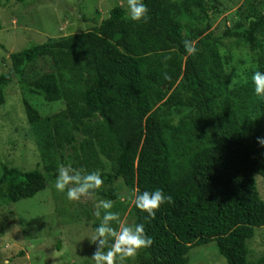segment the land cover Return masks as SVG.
Segmentation results:
<instances>
[{"label": "trees", "instance_id": "obj_1", "mask_svg": "<svg viewBox=\"0 0 264 264\" xmlns=\"http://www.w3.org/2000/svg\"><path fill=\"white\" fill-rule=\"evenodd\" d=\"M10 1L23 0H0V7ZM144 2L147 22H133L113 7L89 32L9 55L0 107L13 81L47 103H64V110L41 118L23 102L53 179L56 159L81 170L101 167V156L111 169L101 174V186L121 180L135 194L161 189L172 197L154 220L133 203L134 225L143 224L153 240L138 251L136 264H188L192 248L210 243L227 264H264V258L248 262L247 247L255 229L264 227L254 179L264 178V147L257 143L264 138V98L252 81L256 71L264 72V0H246L232 27L203 37L205 0ZM198 38L196 53L189 54L183 42ZM225 41L252 56L254 69L243 83L231 85L225 74L231 62L222 52ZM42 58L54 72L27 80V67ZM46 185L38 170L4 166L0 199L28 200ZM93 194L115 199L110 192Z\"/></svg>", "mask_w": 264, "mask_h": 264}, {"label": "rangeland", "instance_id": "obj_2", "mask_svg": "<svg viewBox=\"0 0 264 264\" xmlns=\"http://www.w3.org/2000/svg\"><path fill=\"white\" fill-rule=\"evenodd\" d=\"M208 4V20L198 27L201 37L218 33L232 27L239 10L246 0H205ZM113 7L127 12V0H23L10 1L0 7V75L10 71L9 55L18 53L31 44L89 32L105 20ZM184 37L189 34L184 32ZM192 40V46L198 40ZM222 52L231 56L225 74L231 85L245 82L251 73L252 56L244 47L233 41H225ZM184 61V59H183ZM54 72L49 59L42 58L27 67L25 77L33 80L43 74ZM253 72V71H252ZM181 78L175 87L179 86ZM5 103L0 107V176L2 167L22 172L38 170L46 179V188L28 200L10 203L0 199V260L8 258L11 264H93L90 260L95 245L89 239L99 226L101 217L95 212L100 198L93 193L80 201L70 202L66 191L55 187L56 178L45 172L37 137L32 125L26 119L23 102L26 101L41 118L64 110L63 102L47 103L42 94L27 85L13 81L4 88ZM101 167H82V171L107 174L110 164L99 157ZM91 163H94L91 161ZM55 173L67 164L56 159ZM260 199L264 202V178L255 176ZM99 192H110L115 196L110 211L119 214L120 220L112 222L119 230L120 224L134 225L131 209L135 190L127 188L121 180L112 185L101 186ZM111 243V241H109ZM248 262L264 258V227L255 229L253 238L247 242ZM105 248L104 251H107ZM136 257L128 258L124 264H136ZM188 264H227L219 255L214 243L192 248Z\"/></svg>", "mask_w": 264, "mask_h": 264}, {"label": "clouds", "instance_id": "obj_3", "mask_svg": "<svg viewBox=\"0 0 264 264\" xmlns=\"http://www.w3.org/2000/svg\"><path fill=\"white\" fill-rule=\"evenodd\" d=\"M128 18L133 22H147L150 19L149 9L144 0H127ZM185 50L189 54H195L196 48L192 46L191 41H184ZM252 81L255 86L257 97L264 98V72L256 71L252 75ZM257 143L264 147V138H258ZM103 180L101 174L96 172H83L77 170L71 165H62L58 170V176L55 181V187L59 192H65L70 202L80 201L82 197L99 190ZM165 203H172V197L165 195L161 189L154 191H144L135 194L134 204L141 212L154 220L156 213L160 211L161 206ZM113 203L110 200H100L95 215L97 218L103 216L98 227L89 241L95 245L96 250L93 252L90 260L93 264H124L128 258L135 257L139 250L150 247L153 244L151 237H148L144 231L143 224L134 226L120 224L119 230L112 226V222L120 220L119 214L110 211ZM111 241V243H109ZM108 248L107 251H104ZM0 264H11V260L5 258L0 260Z\"/></svg>", "mask_w": 264, "mask_h": 264}]
</instances>
